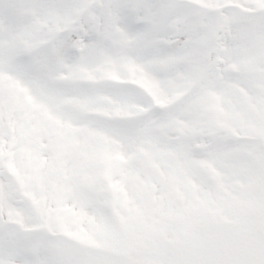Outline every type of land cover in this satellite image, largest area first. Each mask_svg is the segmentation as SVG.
<instances>
[{"label": "snow or ice", "instance_id": "1", "mask_svg": "<svg viewBox=\"0 0 264 264\" xmlns=\"http://www.w3.org/2000/svg\"><path fill=\"white\" fill-rule=\"evenodd\" d=\"M0 264H264V0H0Z\"/></svg>", "mask_w": 264, "mask_h": 264}]
</instances>
